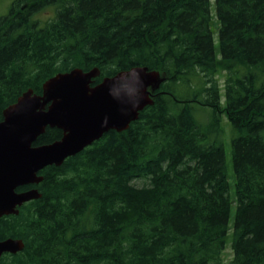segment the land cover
I'll return each instance as SVG.
<instances>
[{
  "label": "trees",
  "instance_id": "obj_1",
  "mask_svg": "<svg viewBox=\"0 0 264 264\" xmlns=\"http://www.w3.org/2000/svg\"><path fill=\"white\" fill-rule=\"evenodd\" d=\"M209 7L14 0L0 16V120L23 93L40 95L47 80L76 68L98 69L92 86L135 67L164 78L127 130L108 131L40 171L39 184L16 189L41 197L0 218V241L24 245L0 264H223L229 237V264H264V0H214L219 57ZM47 9L53 16L41 22L36 16ZM197 110L206 112L204 124ZM223 116L232 132L233 200ZM61 137L46 128L33 146Z\"/></svg>",
  "mask_w": 264,
  "mask_h": 264
},
{
  "label": "water",
  "instance_id": "obj_2",
  "mask_svg": "<svg viewBox=\"0 0 264 264\" xmlns=\"http://www.w3.org/2000/svg\"><path fill=\"white\" fill-rule=\"evenodd\" d=\"M97 68L60 73L42 85L36 95L23 93L8 106L0 120V218L17 215L18 207L39 199L36 189L16 192L42 181L38 175L48 166H60L108 131L122 132L153 104L152 92L164 78L158 71L135 67L92 86ZM46 128L58 129L62 137L33 146ZM21 240L0 241V258L23 249Z\"/></svg>",
  "mask_w": 264,
  "mask_h": 264
},
{
  "label": "rangeland",
  "instance_id": "obj_3",
  "mask_svg": "<svg viewBox=\"0 0 264 264\" xmlns=\"http://www.w3.org/2000/svg\"><path fill=\"white\" fill-rule=\"evenodd\" d=\"M14 2V0H0V16H4L8 13L9 8L11 4ZM210 3V15H211V30L213 32V42L216 50V55H218V39H217V27L218 23L215 17V8H214V0H209ZM53 16V10L52 9H47L44 11H41L40 13L37 14L36 18L40 20L41 22L46 21L47 19L51 18ZM216 79L218 80V84L221 89V94H223L222 88L225 80V73L220 72L219 74L216 75ZM176 92L179 95H185L186 89L184 87H176ZM203 111V110H202ZM198 111L197 110V115L196 117L199 119V121L204 124L206 122V115L205 111ZM204 116L205 118H202ZM221 121V129H222V137L221 141L223 144L224 152H225V165H226V175H227V182H228V194L230 198L233 200L234 199V173H233V168H232V163H231V154H230V142H231V137H232V132H231V127L227 121V119L223 116ZM132 184H134L137 187H140L144 185V182L139 179H135L132 181ZM232 218H233V206H232V213L229 219L230 225L232 223ZM231 231L228 233L230 234ZM232 259V251H231V246H230V237L227 239L226 244H225V249L222 253V260L223 264H229V262Z\"/></svg>",
  "mask_w": 264,
  "mask_h": 264
},
{
  "label": "flooded vegetation",
  "instance_id": "obj_4",
  "mask_svg": "<svg viewBox=\"0 0 264 264\" xmlns=\"http://www.w3.org/2000/svg\"><path fill=\"white\" fill-rule=\"evenodd\" d=\"M29 186V185H28ZM23 187H25V186H23ZM29 190H31V189H29ZM27 191V190H26Z\"/></svg>",
  "mask_w": 264,
  "mask_h": 264
}]
</instances>
